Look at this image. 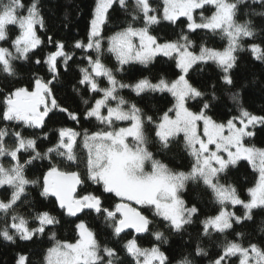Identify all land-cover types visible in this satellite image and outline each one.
I'll return each mask as SVG.
<instances>
[{"label": "snow or ice", "instance_id": "1", "mask_svg": "<svg viewBox=\"0 0 264 264\" xmlns=\"http://www.w3.org/2000/svg\"><path fill=\"white\" fill-rule=\"evenodd\" d=\"M113 12L121 18L105 36ZM165 22L179 31L154 34ZM200 30L219 35L225 46L210 47L203 38L197 44ZM48 32L40 0H0V239L17 249L13 264H173L176 250L170 255L161 247L169 243L166 232L182 245L194 242V255L209 257L207 264H264V235L245 244L250 234L242 231L264 212V147L250 142L257 128L264 131V114L244 106L247 84L238 87L234 77L238 52L264 64V0H95L83 39L69 45ZM157 57L174 61L175 79H118ZM208 65L216 78L201 89L190 74ZM58 85L70 87L83 109L59 102ZM156 94L172 101L153 115L149 100ZM222 97L235 111L217 119L210 113L228 106ZM190 100L199 102L197 110ZM57 114L72 126L49 128ZM174 144L186 165L170 166ZM241 162L256 174L246 199L230 179ZM29 170L40 174L29 178ZM92 221L108 230L103 240ZM65 223L70 239L58 236ZM196 224L193 235L188 228ZM145 239L150 246L141 244ZM29 242L49 245L41 259L23 250ZM192 255L175 264H195Z\"/></svg>", "mask_w": 264, "mask_h": 264}, {"label": "trees", "instance_id": "2", "mask_svg": "<svg viewBox=\"0 0 264 264\" xmlns=\"http://www.w3.org/2000/svg\"><path fill=\"white\" fill-rule=\"evenodd\" d=\"M25 3H30V0H25ZM95 0H40V7L45 19L48 23L49 32L47 35H51L55 33L56 39H63L67 44L71 45L75 39H83L86 35L88 21L90 19L91 11L94 7ZM200 11V10H199ZM199 11H197L196 15H199ZM211 11H205V15H210ZM65 16L67 19L65 20ZM113 22L107 24L104 28V35L108 36L112 34L113 23L121 18V14L119 12H113ZM183 19V18H182ZM259 23V21H257ZM65 25L67 27H65ZM182 26V25H181ZM17 29L12 27L10 29V35H14ZM174 31H179V28L175 26H168L167 23L162 24L161 26H156L153 29L154 34L161 37H171ZM38 34L42 39H46V34L43 31L38 30ZM201 38L207 41L208 46L222 48L225 46V41L220 39L219 35H212L207 33L205 30L198 31V35H194L193 39L197 41V44L201 42ZM248 42L245 41V44ZM106 47V43H105ZM198 50V49H197ZM239 56L238 66L234 70V77L237 86L239 87L242 84H247V87L243 89V104L249 111L254 114H264V64L259 61H255L250 52L242 51L238 52ZM105 63L108 66L113 67L115 65L114 58L108 56L105 59ZM203 71H193L191 75V82L196 86L204 89L208 84L211 83L212 80L216 78V69L214 65L203 66ZM75 71V66H73ZM178 69L174 67V61L169 60L166 57H157L154 62L145 68L142 65H134L129 72H125L123 74H118V79L122 82H134L136 79L141 78L142 76L149 77L154 81L161 75L165 76L169 80L175 79ZM43 74V73H41ZM255 78V83L253 80ZM65 83L69 79L65 77ZM55 94L58 98V101L61 103L70 104L73 108L83 109L84 105L81 103L79 97H74L71 95L70 87L61 88L59 85L55 90ZM129 99H138L134 96V94L130 93L128 90H124L122 92ZM224 101L227 103V107H219L214 109L210 114L217 119H224L225 114L230 111H235L231 102L227 101V97H222ZM170 101H172V97L169 94H156L154 98H150L149 103L151 105L150 114L157 115L159 114L158 110L170 107ZM143 106V105H141ZM188 107L195 111L199 107V102L190 100L188 101ZM61 125L72 126L70 122H66L62 115L57 114L52 117L49 121V128L59 127ZM0 126H3L0 124ZM84 127H90L88 124H84ZM33 130H26L25 134L31 133ZM247 142V141H246ZM254 143L258 147H264V131H260L257 128L256 136L250 141ZM47 146V142H44L41 145V148ZM184 153L178 145H173L171 153L169 154V159L173 156L175 157V163L170 166H177L180 164L186 165L188 163L187 159H183ZM168 162V159L165 160ZM40 173L38 170H29L27 175L29 178H34L38 176ZM256 174L252 171L251 167L246 162H241L238 170H233V175L230 177L238 187L240 191V195L242 198H247L246 189L253 185L254 178ZM32 196L38 199L37 192L33 189H29ZM89 191H96L95 186H91ZM2 192V190H0ZM2 198V196H0ZM204 199L207 201L208 197L204 194ZM107 202V197H105ZM47 203V202H45ZM239 211V209H237ZM21 212H24V208L20 209ZM55 214L59 215V212ZM88 219V218H86ZM261 220H264V212H257L254 222H251L247 225L245 229V233L250 234L246 235L244 239V243L246 244L248 240H252L253 242H257L260 240L261 234L259 232V226ZM92 226L94 229L98 231L100 234L101 240L107 235V229H105L100 221H92ZM199 224L191 226L188 228V232L193 233L195 235L196 230L199 228ZM154 228H159L160 230H164L163 227L159 224H155ZM241 229H238V231ZM73 233L71 231V225L65 223L63 227L59 230L58 236L60 238L70 239ZM166 235H169V243L167 245H161L163 250L169 252L172 255L170 250H176L175 255L173 257V264H175V260H178L187 253H193L192 256H189L190 259L195 260V264H207L209 257H196L194 255V247L195 244L192 242L191 247L187 245H182L181 237L169 234L166 232ZM229 239L233 237L231 235L228 236ZM189 239L187 233L184 234L183 240L187 241ZM214 239L220 240L223 237H215ZM111 243V241H109ZM141 244L143 246H150V242L148 239L142 240ZM49 245H34L32 243H26L23 245V250L25 252L31 251L32 258L34 260L41 259V251L43 248ZM205 247H208L207 242H205ZM17 249L15 246L3 241L0 239V262H6V264H13V255ZM215 249L209 248L210 256L214 254ZM123 253L121 256L123 258ZM130 259V258H129Z\"/></svg>", "mask_w": 264, "mask_h": 264}, {"label": "rangeland", "instance_id": "3", "mask_svg": "<svg viewBox=\"0 0 264 264\" xmlns=\"http://www.w3.org/2000/svg\"><path fill=\"white\" fill-rule=\"evenodd\" d=\"M197 11H199V10H197Z\"/></svg>", "mask_w": 264, "mask_h": 264}]
</instances>
